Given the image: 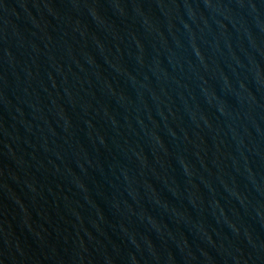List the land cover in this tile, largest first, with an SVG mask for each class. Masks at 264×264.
I'll return each mask as SVG.
<instances>
[{
	"label": "water",
	"instance_id": "1",
	"mask_svg": "<svg viewBox=\"0 0 264 264\" xmlns=\"http://www.w3.org/2000/svg\"><path fill=\"white\" fill-rule=\"evenodd\" d=\"M0 264H264V0H0Z\"/></svg>",
	"mask_w": 264,
	"mask_h": 264
}]
</instances>
